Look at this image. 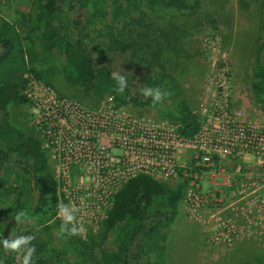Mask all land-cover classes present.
I'll return each instance as SVG.
<instances>
[{
    "label": "trees",
    "instance_id": "obj_1",
    "mask_svg": "<svg viewBox=\"0 0 264 264\" xmlns=\"http://www.w3.org/2000/svg\"><path fill=\"white\" fill-rule=\"evenodd\" d=\"M142 1L154 12L188 6V0ZM131 3L132 0H34V12L26 20L29 27L24 23L17 28L0 18V239L33 235V264H45L47 260L60 264H169L167 239L182 200L183 184L171 188L149 176H137L116 194L96 239L66 236L59 231L62 221L56 217L57 197L48 158L37 139L23 135L8 120L10 103L26 105L24 76L30 73L41 79L36 67L43 64L44 58L57 56L65 78L84 92L97 98L110 94L119 105L150 106L163 117L173 115L180 135L193 137L200 124L189 103L179 100L174 105L167 104L166 98L154 103L143 97V86L170 93H174V87L162 78H154L149 64L136 62L138 55L147 57L163 72L177 63V71L183 44L178 48L176 39L164 32L176 28L177 23L170 20L156 31L142 29L134 38L119 37L115 27L118 16L123 6ZM78 15L84 17L83 25ZM87 38L91 39L88 44ZM256 50L252 91L264 113V26L262 42ZM115 66L130 81L131 88L122 94L115 90L117 83L111 73L118 71ZM23 176L28 177L26 185L31 192L38 191L40 198H46L43 205L23 199ZM13 182L21 190L12 186ZM10 200L13 202L6 204ZM20 211L26 218L17 223L14 217ZM17 255L5 251L0 244L2 264H17Z\"/></svg>",
    "mask_w": 264,
    "mask_h": 264
},
{
    "label": "built area",
    "instance_id": "obj_2",
    "mask_svg": "<svg viewBox=\"0 0 264 264\" xmlns=\"http://www.w3.org/2000/svg\"><path fill=\"white\" fill-rule=\"evenodd\" d=\"M24 78L30 125L51 165L57 204L79 209L77 222L86 230L82 239L96 232L119 190L140 175L181 180L186 212L210 229L215 244L255 230L264 234V120L205 100L199 130L185 138L178 124L136 116L110 94L87 105L30 73ZM236 160L241 165L222 167ZM207 173L215 186L211 192L200 190Z\"/></svg>",
    "mask_w": 264,
    "mask_h": 264
},
{
    "label": "rangeland",
    "instance_id": "obj_3",
    "mask_svg": "<svg viewBox=\"0 0 264 264\" xmlns=\"http://www.w3.org/2000/svg\"><path fill=\"white\" fill-rule=\"evenodd\" d=\"M124 1L126 0H122ZM263 1L188 0L187 8L154 12L142 0H132L131 4L123 6L115 27L117 36L129 39L134 38L142 29L151 32L170 20L177 23L176 28L164 30L172 36L171 39H176L178 48L183 44L177 71V63L163 72L159 67L152 65L153 62L147 57L138 55L136 61L139 64H149L154 78H162L172 84L174 93L169 92L170 95L166 97L167 104L174 105L179 100H186L202 122L204 118L201 116L200 104L205 100L210 103L216 99L227 104L231 112L244 109L249 117L264 120V113L252 91L256 49L263 37ZM62 5L64 7L66 3ZM33 12L34 0H0V18L17 28L18 24L24 26ZM78 16L83 25L84 17ZM26 26L29 27L28 23ZM90 40L87 38L85 42L88 44ZM54 53L58 54V50ZM42 55L40 57L44 58ZM115 69L120 70L117 66ZM36 72L41 76L39 80L53 86L62 96L77 99L87 105L95 106L105 96L97 98L84 92L81 86L70 83L60 68L57 56L44 58L43 64L36 67ZM164 75L167 78H164ZM174 94L177 95L175 99ZM128 107L136 116L177 125L173 115L163 117L156 108L133 105ZM8 113L12 126L40 143L38 132L30 125L29 109L25 104L10 103ZM237 164L241 165V161L236 160L231 164L224 162L222 167L228 171L229 167ZM21 178V185L24 186L23 199L43 205L46 198H40L38 191L31 192L26 185L28 177ZM162 183L171 188L182 184L181 180H166ZM199 184L203 192H211L215 187L210 173L205 174ZM12 186L17 187V184L13 182ZM17 188L21 190L20 185ZM11 202L13 201H7L6 204ZM100 227L101 225L95 233L91 231L83 240L96 239ZM208 230L210 229L191 219L181 200L167 239L169 264H264V234H259L260 230H255L250 236L244 234L231 243L221 244L213 242ZM45 264L60 263L47 260Z\"/></svg>",
    "mask_w": 264,
    "mask_h": 264
},
{
    "label": "clouds",
    "instance_id": "obj_4",
    "mask_svg": "<svg viewBox=\"0 0 264 264\" xmlns=\"http://www.w3.org/2000/svg\"><path fill=\"white\" fill-rule=\"evenodd\" d=\"M112 78L117 83L115 89L117 92L122 94L125 89L131 88L129 77L123 72L114 71ZM142 89L143 97L151 98L154 103H162L170 95L169 92L163 91L159 87L143 86ZM56 207L58 209L57 215L62 221L59 229L61 234L69 237L85 234L86 230L83 224L77 222L76 214L79 212V209L75 204L58 203ZM25 218V212L20 211L15 215L14 220L17 223H21ZM34 239L33 235H20L11 239H0V244H2L5 251L19 254L16 257L18 264H33V257L36 252L35 245L32 244Z\"/></svg>",
    "mask_w": 264,
    "mask_h": 264
},
{
    "label": "water",
    "instance_id": "obj_5",
    "mask_svg": "<svg viewBox=\"0 0 264 264\" xmlns=\"http://www.w3.org/2000/svg\"><path fill=\"white\" fill-rule=\"evenodd\" d=\"M113 72H114V70L111 71V73H113Z\"/></svg>",
    "mask_w": 264,
    "mask_h": 264
}]
</instances>
